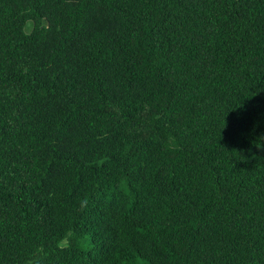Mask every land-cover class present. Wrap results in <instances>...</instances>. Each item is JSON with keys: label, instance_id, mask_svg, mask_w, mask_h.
Instances as JSON below:
<instances>
[{"label": "trees", "instance_id": "1", "mask_svg": "<svg viewBox=\"0 0 264 264\" xmlns=\"http://www.w3.org/2000/svg\"><path fill=\"white\" fill-rule=\"evenodd\" d=\"M0 264H264V0H0Z\"/></svg>", "mask_w": 264, "mask_h": 264}, {"label": "rangeland", "instance_id": "2", "mask_svg": "<svg viewBox=\"0 0 264 264\" xmlns=\"http://www.w3.org/2000/svg\"><path fill=\"white\" fill-rule=\"evenodd\" d=\"M29 24H30V22L29 21H27L26 23H25V25H24V31L25 32H28L29 31Z\"/></svg>", "mask_w": 264, "mask_h": 264}]
</instances>
